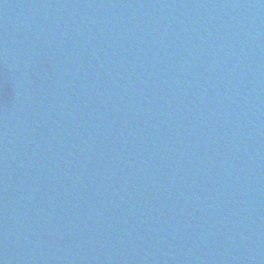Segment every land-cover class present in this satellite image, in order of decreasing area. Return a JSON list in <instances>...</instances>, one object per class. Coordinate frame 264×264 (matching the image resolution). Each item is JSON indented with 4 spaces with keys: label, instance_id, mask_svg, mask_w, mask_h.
Wrapping results in <instances>:
<instances>
[{
    "label": "water",
    "instance_id": "obj_1",
    "mask_svg": "<svg viewBox=\"0 0 264 264\" xmlns=\"http://www.w3.org/2000/svg\"><path fill=\"white\" fill-rule=\"evenodd\" d=\"M0 79L119 264H264V0H0Z\"/></svg>",
    "mask_w": 264,
    "mask_h": 264
}]
</instances>
